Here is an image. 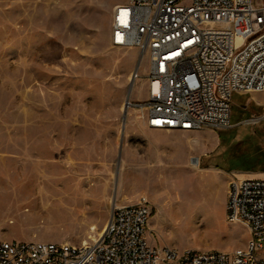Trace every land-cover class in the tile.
Wrapping results in <instances>:
<instances>
[{"label":"rangeland","instance_id":"1","mask_svg":"<svg viewBox=\"0 0 264 264\" xmlns=\"http://www.w3.org/2000/svg\"><path fill=\"white\" fill-rule=\"evenodd\" d=\"M123 1L0 0V238L80 244L145 195L153 244L244 248L227 189L264 171V91L235 92L224 129L148 127L125 111L146 96L148 60L111 42Z\"/></svg>","mask_w":264,"mask_h":264},{"label":"built area","instance_id":"2","mask_svg":"<svg viewBox=\"0 0 264 264\" xmlns=\"http://www.w3.org/2000/svg\"><path fill=\"white\" fill-rule=\"evenodd\" d=\"M111 42L148 60L145 98L126 100L148 127L224 129L235 92L264 91V0H125L114 7ZM151 215L142 195L116 205L86 243L0 238V264H264V178L228 184L226 218L250 232L232 252L153 244Z\"/></svg>","mask_w":264,"mask_h":264},{"label":"bare ground","instance_id":"3","mask_svg":"<svg viewBox=\"0 0 264 264\" xmlns=\"http://www.w3.org/2000/svg\"><path fill=\"white\" fill-rule=\"evenodd\" d=\"M132 79V83H133V78H131ZM127 110V105L125 104V111ZM127 112V111H126ZM192 164H193V167L195 166V167H198V165H199V159L198 158H193L192 159ZM191 164V165H192ZM47 181L48 180H50V179H46ZM68 199V198H67ZM70 199V198H69ZM58 201H60V200H58ZM115 203H117V199H116V195L113 197V199H112V204L114 205ZM96 228V226L95 225H93L92 227H91V229L92 230H94ZM103 229V228H102ZM102 229L100 230V231H98V232H94V233H91L90 235H89V237L88 238H90V239H96L97 238V235L99 234V233H101V231H102ZM87 238V239H88ZM87 239L86 240H83L82 242L83 243H86L87 242Z\"/></svg>","mask_w":264,"mask_h":264},{"label":"crops","instance_id":"4","mask_svg":"<svg viewBox=\"0 0 264 264\" xmlns=\"http://www.w3.org/2000/svg\"><path fill=\"white\" fill-rule=\"evenodd\" d=\"M238 178H264V171H244L237 174Z\"/></svg>","mask_w":264,"mask_h":264}]
</instances>
